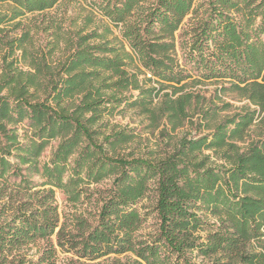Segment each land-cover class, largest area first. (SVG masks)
Segmentation results:
<instances>
[{
  "label": "trees",
  "instance_id": "obj_1",
  "mask_svg": "<svg viewBox=\"0 0 264 264\" xmlns=\"http://www.w3.org/2000/svg\"><path fill=\"white\" fill-rule=\"evenodd\" d=\"M59 2L0 0L9 8L0 12V264H264V0H91L102 24L79 30L58 63L30 51V31L3 36ZM192 71L249 106L165 157L121 154L135 135L109 117L138 107L150 125L176 130L199 97L185 91ZM105 180L97 212L61 223L55 189L77 203L84 185ZM146 209L157 227L143 234ZM38 241L46 245L30 258Z\"/></svg>",
  "mask_w": 264,
  "mask_h": 264
},
{
  "label": "rangeland",
  "instance_id": "obj_2",
  "mask_svg": "<svg viewBox=\"0 0 264 264\" xmlns=\"http://www.w3.org/2000/svg\"><path fill=\"white\" fill-rule=\"evenodd\" d=\"M91 0H60L59 4L48 11L45 14H27L24 18L17 19L16 21L4 26L5 33L3 36L6 39H13L20 37L23 32L30 31L31 44H28V48L33 52H42L48 55L49 61L58 63L63 61L72 52V42L76 40L75 36L79 30L86 29L85 33L92 31L100 26L102 18L96 13H92V9L89 5ZM7 4H0V12H6L8 10ZM193 15L187 16L184 20L188 22ZM20 22L21 25L15 27V24ZM51 27L47 30V27ZM114 34L119 35V28H112ZM0 44V74L3 68V57L6 48H2ZM17 55H21L20 51L16 52ZM21 66H23L21 64ZM27 70V67H24ZM192 78L188 81L189 85L186 88V92H191L196 97L193 100V107L190 111L192 116L188 121L177 128L171 130V127L164 122L157 123L156 125H150L147 117L140 112V108H124L119 109L116 114L109 117L111 128L116 131H132L135 138L124 147V151H121L123 155L129 153L134 154L136 157L145 158H162L174 152L175 147L183 138L196 139L200 136L208 134L212 129L220 122L224 121L227 117L233 116L235 113L240 112L244 107L249 106L248 101L239 98L236 92L222 93V87H228L221 80H209V81H194L199 79L195 71H192ZM164 92H171L166 90ZM138 95L137 91L128 92V95ZM160 101L159 98L155 99V103ZM224 104H229V107L225 110L219 109L216 117L208 121H202L201 114L203 111H207L212 106L216 105L222 108ZM205 124H209L210 128H205ZM254 129V128H253ZM57 146V141H52L43 153L41 160L47 161L51 156L53 150ZM204 154L211 155V161L214 165H220L223 161L219 156H216L211 151H204ZM32 179L37 182L39 179L33 176ZM111 180H105L102 183L95 185H84L83 187L88 191L84 193L81 200L77 203H72L68 200L67 195L62 190L55 189V200L58 205V210L61 216V223L66 218H70L71 215H83L91 216L97 212V208L101 205L98 202L100 193L96 192V189H105L109 187ZM3 187L0 182V190ZM12 187H8L5 194H9ZM1 193V192H0ZM146 206L152 205V201L146 200L143 202ZM151 209H146L143 212H151ZM157 227V219L155 213L151 212L147 218V221L143 224L141 233L147 234L154 231ZM204 235V232L201 233ZM55 237H53L54 241ZM45 241H38L34 245L30 246L27 251L28 256L37 258L38 254L45 247ZM64 255L60 256L62 262ZM196 261L200 264H212L209 259H203L199 257Z\"/></svg>",
  "mask_w": 264,
  "mask_h": 264
}]
</instances>
